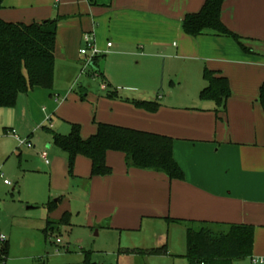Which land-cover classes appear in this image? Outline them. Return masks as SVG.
I'll list each match as a JSON object with an SVG mask.
<instances>
[{"label":"crops","instance_id":"crops-1","mask_svg":"<svg viewBox=\"0 0 264 264\" xmlns=\"http://www.w3.org/2000/svg\"><path fill=\"white\" fill-rule=\"evenodd\" d=\"M56 1L59 8L72 6V12L80 4L79 0ZM86 1L93 31L84 30L80 23L82 35L95 34L102 50L112 42L98 62L99 68L104 60L100 76L111 93L118 95L121 90L126 99L159 103L155 112H148L125 100L112 102L111 117L104 121L171 137L173 157L184 175L169 179L156 170L132 167L122 152L109 150L106 163L111 172L90 177L89 159L77 156L76 172L85 177L75 178L74 187L84 189L87 220H105L120 230H152L156 245L138 248L165 246L166 251L171 248L172 225L185 227L186 243L185 222L251 224L255 228L253 249L246 258L252 264V256H264V109L259 101L264 82V0L223 2L221 21L246 49L232 37L211 30L196 37L183 31L184 16L199 11L204 0ZM9 2L4 5L3 0V20L26 24L57 20V32L61 20L79 14L65 11L62 14L68 15L52 19L54 8L44 0H22L17 9ZM167 59L175 62L178 71L168 70L169 78L176 76L177 86L170 84L178 90L176 97L168 86L164 96L158 93L164 89L161 76ZM204 68L228 79L231 94L224 109L217 110L213 100L199 96L207 84ZM51 92L34 87L26 99H42ZM18 109L19 96L14 107L0 108L3 132L9 129L13 135Z\"/></svg>","mask_w":264,"mask_h":264},{"label":"rangeland","instance_id":"rangeland-1","mask_svg":"<svg viewBox=\"0 0 264 264\" xmlns=\"http://www.w3.org/2000/svg\"><path fill=\"white\" fill-rule=\"evenodd\" d=\"M55 1L44 0L54 8L52 19L68 15L62 14L65 11L79 14L61 20L56 36L51 94L46 93L44 98L31 102L26 99L29 91L19 94L18 125L13 126V131L33 146L28 148L25 143H19L9 129L3 132L0 127V235L9 242L5 263L85 264L88 254L94 264H189L181 256L186 250L183 225L171 226V248L166 253L132 257L125 253L126 249L156 245L154 231L120 230L105 220H87L84 189L74 187V179L85 176L76 172L75 162L69 166L67 154L55 144L54 134L65 135L71 124H78L81 137L87 139L97 132L99 123L111 117L112 102L125 100L135 105L121 90H117L116 97H109L111 90L105 81L86 63L90 57L80 54V49L85 48L80 23L84 30H92L88 2L79 0V6L74 8L77 11L72 12V6L62 4L59 8ZM20 2L22 0H10L9 3L17 9ZM93 39L99 54H107L111 46L102 50L95 42V34ZM167 60L165 75L161 76L165 81L164 89H158V93L164 96L168 86L176 97L178 90L170 85L173 82L177 86L176 76H168V70L174 69L176 64ZM103 65L104 60L99 63L102 73ZM176 72L172 70V74ZM42 152H46L48 163L41 157ZM65 214L69 224H58ZM48 220L53 222L51 226H46ZM45 228L47 233L43 231ZM236 264H250L249 258Z\"/></svg>","mask_w":264,"mask_h":264},{"label":"trees","instance_id":"trees-1","mask_svg":"<svg viewBox=\"0 0 264 264\" xmlns=\"http://www.w3.org/2000/svg\"><path fill=\"white\" fill-rule=\"evenodd\" d=\"M224 0H204L200 10L188 13L182 20V29L191 36L205 30L232 37L241 46L240 37L221 21ZM3 0H0V10ZM57 20L43 22H9L0 17V108L14 107L20 93L34 87L51 89L54 78ZM246 49V47L243 46ZM99 56L90 63L94 72ZM206 86L200 91L201 99L213 100L217 110L224 109L231 94L228 79L218 71L204 68ZM85 94H83L84 96ZM116 97V92L108 94ZM259 101L264 109V82L259 88ZM132 103L148 112L159 108L156 101L132 100ZM69 133L54 134L55 144L68 157L72 167L77 156H84L91 163L90 177L104 176L111 172L106 163L109 150L125 155L128 165L140 169L156 170L169 179H183V171L173 157V139L169 136L101 122L98 130L87 139L80 135L78 124L70 125ZM182 222L181 220H175ZM47 226L53 222L47 221ZM68 225L65 214L58 222ZM186 252L189 264H232L233 261L251 256L254 242V226L251 224H224L215 222H185ZM47 233V229L43 230ZM128 255L145 257L166 253V247L151 249H126ZM9 254V242L0 243V264H5ZM85 264H94L88 254Z\"/></svg>","mask_w":264,"mask_h":264},{"label":"built area","instance_id":"built-area-1","mask_svg":"<svg viewBox=\"0 0 264 264\" xmlns=\"http://www.w3.org/2000/svg\"><path fill=\"white\" fill-rule=\"evenodd\" d=\"M82 39H83V41L85 43V48H81L80 49V54L89 56L90 60H88V61L86 60V63L90 64L94 60V58L96 56H99L100 54H99L98 50L96 49V47L94 46V39H93V33L92 32L84 33L82 35ZM107 46L110 47L111 43L108 42ZM13 135L15 136L16 140L19 143H21V144L25 143L28 148L32 147V144L30 142L19 138V136H17L14 133V131H13ZM46 156H47L46 152H42L41 153V157L45 160L46 163H48V160L46 159ZM5 183H8V182L5 180ZM0 240L4 241L5 237L3 235H0ZM57 241H60V240L58 239ZM251 262H252V264H264V256H252L251 257Z\"/></svg>","mask_w":264,"mask_h":264}]
</instances>
